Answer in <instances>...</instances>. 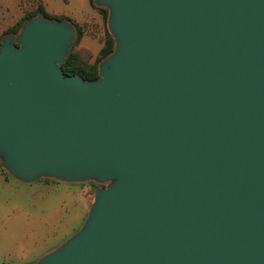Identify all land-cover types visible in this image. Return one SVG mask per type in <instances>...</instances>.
Masks as SVG:
<instances>
[{"label": "water", "instance_id": "1", "mask_svg": "<svg viewBox=\"0 0 264 264\" xmlns=\"http://www.w3.org/2000/svg\"><path fill=\"white\" fill-rule=\"evenodd\" d=\"M114 51L62 65L69 20L0 45V165L13 179L106 186L36 264H264V0H93Z\"/></svg>", "mask_w": 264, "mask_h": 264}, {"label": "rangeland", "instance_id": "2", "mask_svg": "<svg viewBox=\"0 0 264 264\" xmlns=\"http://www.w3.org/2000/svg\"><path fill=\"white\" fill-rule=\"evenodd\" d=\"M50 4L56 11H66L70 15L67 20L73 24L76 22L71 15L78 20L91 11L87 0H50ZM54 14L57 20L66 17ZM99 16L101 21L93 36H83L77 46V50L84 46L95 52L87 57L92 63L98 61V51L108 31ZM105 187L95 183L69 185L50 179L22 184L0 168V264H36L58 249L82 228L96 190Z\"/></svg>", "mask_w": 264, "mask_h": 264}, {"label": "trees", "instance_id": "3", "mask_svg": "<svg viewBox=\"0 0 264 264\" xmlns=\"http://www.w3.org/2000/svg\"><path fill=\"white\" fill-rule=\"evenodd\" d=\"M91 2H92L93 7L100 12L102 19H103V23L107 24L108 11L105 9H100V8L95 7L93 4V0H91ZM33 3L35 5H38L37 8L29 11L26 17L23 18V20L19 22V24L16 27H22L25 21L31 18H34L38 16L39 14L44 15L48 19L56 18L55 16L49 14L45 10L43 5L40 4L37 0H33ZM61 20H64V19H61ZM15 28L8 31L6 34L18 33L17 30H14ZM76 28L78 30V38H77L76 43L72 46L70 57L68 58L66 63L61 66L62 70L68 76L80 75L84 80H87V81L96 80L99 78L98 65L102 60L106 59L109 55L113 53L115 41L112 38V36L109 34V32L107 31L105 43L103 44V47L97 56L98 61L96 63H92V62H89L87 59L88 56L92 55L91 50L84 48V47H81L80 50H77V46L80 43L81 38L84 36V30L80 27H76ZM1 39L2 37L0 38V45H1Z\"/></svg>", "mask_w": 264, "mask_h": 264}, {"label": "crops", "instance_id": "4", "mask_svg": "<svg viewBox=\"0 0 264 264\" xmlns=\"http://www.w3.org/2000/svg\"><path fill=\"white\" fill-rule=\"evenodd\" d=\"M40 4L43 5L45 10L57 17L54 13H61L65 19H69L68 16H70L66 11H56L51 8L50 0H37ZM89 2V5L91 7V11L86 13L84 15V18L79 16L78 20L75 15H71L75 19V26L80 27L84 30V36H90L92 37L96 26L99 27L100 24V12L95 9L92 5L91 0H87ZM38 5H35L33 3V0H0V38L3 37L8 31L15 28L19 22L23 20V18L26 17L27 13L31 10H34L37 8ZM60 16V17H63ZM84 47V46H83ZM89 49V48H88ZM102 47L98 51V53L101 51ZM91 50V49H89ZM92 51V50H91ZM93 52V51H92ZM95 53V52H93ZM3 169L2 167H0Z\"/></svg>", "mask_w": 264, "mask_h": 264}]
</instances>
